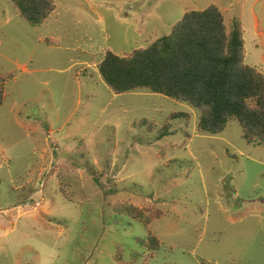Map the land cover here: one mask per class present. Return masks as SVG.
I'll list each match as a JSON object with an SVG mask.
<instances>
[{"label": "rangeland", "instance_id": "374dc122", "mask_svg": "<svg viewBox=\"0 0 264 264\" xmlns=\"http://www.w3.org/2000/svg\"><path fill=\"white\" fill-rule=\"evenodd\" d=\"M54 2L33 25L0 0V264H264V145L236 119L200 132L189 103L118 94L99 72L106 51L216 5L264 74V0Z\"/></svg>", "mask_w": 264, "mask_h": 264}, {"label": "trees", "instance_id": "16d2710c", "mask_svg": "<svg viewBox=\"0 0 264 264\" xmlns=\"http://www.w3.org/2000/svg\"><path fill=\"white\" fill-rule=\"evenodd\" d=\"M13 2L33 25L42 24L55 9L54 0ZM244 50L241 25L234 21L228 30L222 11L211 5L188 11L171 33L146 48L126 56L106 51L99 72L118 94L147 89L189 103L199 112L200 132L221 133L236 119L248 143L264 145V74L245 63ZM4 98L0 85V105ZM179 116L189 114L173 115ZM116 209L147 224L151 221L134 205ZM149 239L152 247L159 246L156 236Z\"/></svg>", "mask_w": 264, "mask_h": 264}]
</instances>
